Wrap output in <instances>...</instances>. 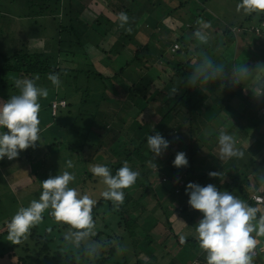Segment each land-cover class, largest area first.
I'll return each mask as SVG.
<instances>
[{
	"label": "trees",
	"instance_id": "trees-1",
	"mask_svg": "<svg viewBox=\"0 0 264 264\" xmlns=\"http://www.w3.org/2000/svg\"><path fill=\"white\" fill-rule=\"evenodd\" d=\"M8 1L12 4H20L19 2L15 3V1L18 0ZM104 1L110 5L114 11L113 13H116L114 18H108L100 14L99 18L95 20V23L89 27L78 19V14L82 11L79 10V8L76 10V7L71 1L67 3L66 7L69 16L67 15V10L64 11L62 7L61 20L58 15L59 12L54 8V11L52 10L53 17L51 16V20L54 21V33L50 36L53 42L49 43L47 37L41 36V32L43 35H46V31L42 30L41 27L38 29L41 31L39 34L36 33L35 35L34 33L35 37L39 38V41L44 40L43 43L53 49L47 54L37 53V50H34L37 52H29V50L32 49L29 47L30 44L28 43L25 44L29 50L25 44H22V49L5 54V39L8 38L9 40V37L5 39L2 38L4 33L2 27H4L3 24L5 19L0 13V74L4 76V78L9 77L10 79V81L0 79V85H3V87H10V90L16 91L18 89L16 87L17 80H33L36 78L42 80L43 76H49V74L57 75L58 73L60 74L59 76L65 73V77L72 80L70 83H65L62 86L59 85L57 88L52 85L50 81L47 82L46 85L44 83L43 86H39L48 91L46 97L38 98V103L40 105L38 112L40 140L34 146V151L28 148L21 150V158L26 162L30 159V153L33 155V158H37V152L44 150L43 153L45 154L48 149L53 147L61 148L63 146L72 153V156L77 157V161L73 163L76 164L78 168L77 171L81 168L83 169L80 172L74 171L75 185L73 188H75L76 191L78 190L82 195H85V192L89 191V197L96 200V204L92 207L91 211L94 228L92 229V235L88 237V239L93 240L99 246L96 254L90 255L88 248H85L82 242L79 246H75L65 240V234L70 230L74 231V229H71L66 223L57 222L53 216L48 214L49 211H51V209H48L42 213V220L47 223L44 229L40 231L39 228L34 225L20 239L19 243H13L12 241L8 243L6 240L8 239L7 224L9 221L0 229L1 258L7 256L6 258L8 261L14 264H34L41 260H52V264H110L109 262L116 255L118 248H123L124 251L127 250L129 254L133 253L134 259L137 258L138 255H141L137 246L130 244L132 242L131 237L134 236V234L143 235L145 232V230L142 229L137 231L140 226L138 222L139 217L135 216L137 218H134L132 216L133 211L136 209L143 210L140 208L139 201L134 200L128 193L125 194V189H122L124 192L123 203L118 206L115 202L101 197L100 193H97L95 190L99 179L101 180L102 178L94 176L90 172V168L93 165L101 164L107 166L110 173L114 175L116 170L124 166L127 161L135 165L137 163L135 157L138 155H143L145 157L146 161L141 164V167L144 168L147 166V159L152 153L147 146H145L147 134L142 135V137L124 139L113 148V150L109 151V157H111V159L114 155H124V159L121 162H112L111 160L108 162H98L97 158L99 157L96 156L95 153V156L85 155L87 152L86 148H88L86 142L95 125L94 118L106 114L104 110L99 111L100 104L112 101L111 97L113 94H107L109 93L107 90L115 86L117 79L125 82L126 85H130V87L128 86L129 88L126 89L127 95L129 96V101H127V103H132L133 108H137L135 110V112L137 111L136 115H134L128 124V126H130V131H136L142 124L138 118L141 116L140 114L144 113V107L146 105L148 106L150 100L152 102H159L167 96L166 93L161 92L158 86L155 85V82L160 81L161 78L154 80L149 74H141V72H133L126 75L128 73H126V69L130 68L132 65H134V67L137 65L141 67L145 62H161L166 66L164 68H168L172 73V78H170V80L173 82V88L177 91L183 90L180 97L177 91L173 93V96L168 95L164 103L165 106H169V109L167 111L165 110L163 119L159 122L160 127L164 124L172 126L173 130L170 132L172 136L174 135V130H177L179 126H175L177 122L173 121L176 120V117H171L170 113L173 114L174 108L180 105V111L187 114V116H190L192 119L191 127H193V131H191L190 134H192L193 138L196 136L202 140L203 137L199 136L204 134V131L210 134L208 139L214 137L216 130H214L211 124L214 119L218 118L226 131L232 128L240 132L239 134L241 135L243 132L245 133V128L254 126L257 130L258 139L263 143L261 145L264 151V114L261 112V110L264 109V14H258L257 23L251 21L253 15H250L247 18L249 24L246 27L241 25L236 31H232V29L235 28L233 25L223 29L222 35L227 37V42L232 40L233 43V41L236 42L239 39L243 42H250L251 45H257L254 54L242 53L244 47L247 49L251 46L248 44L243 48L241 47L237 52L234 51L233 54H231L232 60H228L227 62L229 63L226 64L227 68H233V71L229 76L223 77L220 76V71L213 69L214 65L217 64L216 62L220 56L219 53L222 50L219 44L215 43V48H207L209 45L208 40H206L205 43L198 44L199 39L194 35L198 30L206 35L203 29L204 26L199 25L202 20L210 25L213 24V17L206 10V5L209 0H159L158 3L154 2L156 0ZM42 2L54 5L55 7L61 5L60 0H42ZM161 2L165 4V7H171V10L169 13H166V17L160 24H156V27H160V29L162 27V30L164 29L163 32L165 34L164 39H162L163 36L157 39L159 45H157V51L154 52L151 49L152 47L148 44L141 46L142 41H137L139 38L136 36L143 19L151 13H156L157 5ZM62 5H64V2ZM1 7L2 6H0V9ZM165 7L163 10H165ZM184 7H187L190 12L188 20L186 22L178 20L176 21L178 24L174 27H168L164 20L170 17L176 18L177 16H175V14ZM121 12L128 16V22L123 26H121L118 20V14ZM65 16L68 17V22L64 19ZM62 19L65 20V22H62ZM31 25L34 26V24ZM252 25L254 28H252ZM86 30L88 32L87 34ZM185 33H187L188 37ZM150 36V39L156 40V37H153L154 33ZM112 37L115 38V43L110 46L108 42L111 41ZM63 38H67L65 43H63V41H65ZM102 44H106V49L102 47ZM130 44L135 47L134 51L127 49V46ZM94 51L104 53L106 55L105 62L109 61L110 57L108 56L112 54L118 58L125 53L128 58H131L122 63V66H120L114 74L106 76L103 72H94L95 67L90 64L91 54ZM257 52H259V54ZM62 53H68V60L62 62L60 57ZM82 57H87L88 60H86V62L88 63L81 59L80 62L77 61ZM70 58H72V60ZM249 58H256L258 62H261L260 73L249 74L250 72L247 71L246 76L242 75L238 77L237 72L244 68V63H246ZM15 74L16 77H14ZM204 75L209 77L206 83L203 79ZM226 78L230 80H225ZM237 80H239V82H237ZM192 81L195 83L193 84ZM221 88L223 91H221L218 97L215 95V92ZM252 89L255 93L259 92L261 94H256V97L250 96V90ZM80 94V99H76L77 95ZM0 95V102L7 101V96ZM170 101H175L171 107L169 104ZM60 102H63L64 105H59ZM53 103H56L55 107ZM89 106H92V108ZM182 112H175L174 115ZM221 113L226 114L223 120L221 118ZM149 114L150 112L148 111L146 115L148 116ZM167 119L170 120L167 121ZM199 128L200 130H198ZM64 129L71 132L69 135L71 139L67 144L61 140V134ZM202 129H204L203 132L201 131ZM160 135L165 139L168 137L162 132ZM206 140L207 139L204 138L202 143H206ZM128 145H130V147H127ZM168 148L170 149L171 146ZM190 154L191 157L196 155L195 148L191 147ZM41 155L43 156V154ZM174 156L173 154L169 156V163H172ZM0 159V164L4 165L5 163L13 162L16 157L9 162L6 158ZM152 159H154V157L151 158V161ZM191 161L192 158L189 159L186 167H181L174 181L168 183L169 190L159 187L154 191L158 193L154 195L162 198V200L165 199V196H167V198L169 196V201H171L172 198L176 200L178 206L172 213H174L177 218L182 219L189 207L186 205L187 196L183 193L184 187H178L177 183L179 178L190 180L201 186L213 184L221 191L224 190L232 193L250 207L264 209V189L259 190L261 186L258 182H255L254 185L251 184L250 176H252V172H249V168H254L255 165L254 171L259 170L261 172L263 177L260 178L259 181L264 186V156H262L261 153L257 156L256 162L248 161L247 164L243 163L240 165L239 162H242V160L237 159L236 162L230 160V163L232 165L234 164L233 166H235L234 168L236 169L233 172H228V174H226L227 180L221 183H218V181L222 178V175L209 177L208 173L216 172V168H227L230 163L229 165L224 164L219 166L215 161L210 160L212 164H209L204 174L198 175L194 173ZM21 162L22 160L20 159V163ZM151 163L152 164H149L148 168H153L154 164L157 166L160 165V163L156 162ZM236 163L239 165L237 166ZM203 165H205V163ZM14 168L19 167L16 166ZM243 168L248 169L243 170ZM175 189L177 190L175 191ZM254 194L263 197L262 204H256L250 199ZM161 209L163 215L166 216V209H168V207H161ZM256 215L257 218L264 216L259 210H257ZM169 218L170 216L165 217V224L169 226L170 229L171 222H169ZM189 221L193 222L194 219L191 218ZM259 239L264 241V235H259ZM66 243H68V246L65 245ZM120 245L122 248L118 247ZM257 255L259 257L260 253L258 252ZM16 256L17 259H13ZM129 260L130 259L124 257L114 263L131 264V260ZM134 264L143 263L139 259ZM170 264H206V252L200 248L197 237L194 236L187 240L185 239L181 243L180 252L174 256L173 262Z\"/></svg>",
	"mask_w": 264,
	"mask_h": 264
},
{
	"label": "rangeland",
	"instance_id": "rangeland-1",
	"mask_svg": "<svg viewBox=\"0 0 264 264\" xmlns=\"http://www.w3.org/2000/svg\"><path fill=\"white\" fill-rule=\"evenodd\" d=\"M8 0H0V6L4 7L1 8L4 9H10L11 6L15 5L14 3L11 5L7 2ZM40 3V7L46 8V12L53 15V9L56 8L59 12V19L61 20L62 16V7L63 10L66 11L67 3L71 1V3L76 7V10H81L82 12L78 14V19L83 22L88 27L95 23V20L99 18V15H105L108 18H114L116 13H113L114 11L110 7L108 3H106L104 0H60L61 5L55 7L54 5H49L48 3L42 2V0H38ZM129 1V0H128ZM159 0L154 1L155 3H158ZM21 2L20 4L24 3L23 1H15ZM27 3H31V1H26ZM64 2V5L62 3ZM240 2V0H209L206 5V10L208 13L213 17L212 19L213 24L210 25L206 23L204 20H202L199 25L204 26L203 29L206 32L207 40L209 47L215 48V43H218L220 46V56L217 60V64L214 65L215 70L220 71V76H229L230 73L233 71V68H227V62L228 60L231 61V54H233L234 51L237 52V50H240V48L244 47L245 45H251L250 42H243L241 40H237L236 42L232 40L230 42H227V37L222 35L223 29L226 27H229L230 25L235 26V28L232 29V31H236L239 29L241 25L246 27L249 24V21L247 18L250 15H253V19L251 20L253 23H257V17L264 14V11H252V12H245L242 9L237 10V4ZM17 5V3H16ZM52 6V7H51ZM165 7L164 3H159L157 5L156 13H151L149 16L145 17L143 21L141 22V25L139 27V31L137 33V36L139 39L137 41H142L141 46H144V44L150 45L152 50L156 52L157 45H159L157 39L161 38L164 39V32L162 30V27H156V24H160V22L166 17V13H169L171 10V7H165V10L163 8ZM38 8V7H36ZM53 10V11H52ZM67 10V15H68ZM160 13V14H159ZM159 14V15H158ZM190 12L187 9V7H184L181 11L177 12L174 17H170L165 21V24L168 25V27H174L176 24H178V20L182 22H186L189 18ZM69 16V15H68ZM68 22V17L65 16L64 18ZM34 21H25L21 22L23 23L21 26H16L15 29L14 26H8L7 29H3V32H12L13 34H20L17 36L18 41H9L8 38L6 39V45L4 46V52L6 53H12L14 51L22 49L21 45L28 43L30 44V48L33 50H37L39 53L47 54L50 53L53 49L50 48L48 45H44V40L40 41L41 44H35L39 41L38 38L35 37L36 33L39 34L41 32L40 27L42 30L46 31V35H43L41 32V36L47 37L48 42L52 43L53 40L50 36L54 33V21L47 20L42 21L40 19H33ZM65 20L62 19V22H65ZM60 22V23H62ZM36 23V24H35ZM31 24H34L31 25ZM64 24V23H63ZM36 25V26H35ZM207 25V27H205ZM252 28L253 25H252ZM35 33V35H34ZM86 30V34H87ZM99 33V31H98ZM154 33L153 37H156V40L150 39V35ZM187 36V33H185ZM16 36V35H15ZM42 37V38H43ZM188 37V36H187ZM65 43L67 38H63ZM113 41V42H112ZM110 46H112L115 43V38L112 37L111 41L108 42ZM205 43L201 42L199 40V43ZM250 43V44H249ZM26 45V44H25ZM179 45V44H178ZM65 46V45H63ZM257 45H251L249 48L246 49V47L243 48L242 53L245 54H254V50ZM27 47V45H26ZM40 47V48H35ZM102 47L106 49V44H102ZM44 48V50H43ZM29 50V48L27 47ZM110 49V47H109ZM127 49L130 51H134L135 47L133 45H128ZM33 50H29V52H32ZM43 50V51H42ZM24 51V50H23ZM81 53V52H78ZM259 54V52H257ZM24 54V53H22ZM109 54V53H108ZM244 54V57H245ZM62 59H66V54L62 53V56L60 55ZM106 55L100 51L93 52L91 54L90 58V64H92L95 69L94 72L99 73L103 72L106 76H111L116 72L120 66H122V63H124L127 60H130L124 53L121 57L116 58L113 54L108 56L109 61H104ZM247 57V55H246ZM72 60V58H70ZM85 61L88 60V58H79L77 60L80 62L81 60ZM64 62V60L62 61ZM163 62V61H162ZM88 63V62H86ZM78 66V65H76ZM260 66L261 62H258L256 58H249L246 63H244V68L247 69L249 74H259L260 73ZM166 66L163 65L161 62H155V63H143L141 67L138 65L134 67L132 65L130 68L126 69V75L133 72H141V74H149L152 76L154 80L157 78H161L160 81L155 82V85L158 86V89H160L161 92H164L167 94L166 97L161 99L159 102H152L151 100L148 102V106L146 105L144 107V113L140 114L141 116L138 118V120L141 121V125L136 129V131H130L128 124L130 123V120L136 115L135 110L133 108L132 103H127L129 96L127 95V88L130 87V85H126L125 82L116 80L115 86H113L112 89L107 90L109 93L107 94H113L112 101L101 103L100 104V110L99 111H106V114L104 116L99 115L95 117L94 126L92 129L91 134L88 136V141L86 142V156H98V162H105L111 160L112 162L116 161H123L124 155L121 156H113L109 157V151L113 150L119 143L122 142L124 139L128 138H136L144 134L153 135L155 133L161 134V132L166 136L168 139V147L171 146V148H167L164 150L161 155L158 157H155L153 153H151V156L147 159L148 163L147 166L144 168L141 167V164L144 163L145 157L143 155H138L135 157V160L137 163L134 165L132 162H125L124 165H127L131 170L138 172L137 179L135 183L130 186L129 188L125 189V194L128 193L129 196H131L134 200H138L140 203V209H136L133 211L132 216L134 218H137L135 216H138V222H139V229L145 230L143 235L134 234V236L131 237V243L133 245H136L138 250L141 252V255H138L137 258L134 259V255L129 254L127 250L124 251V249L118 248L116 251V255L111 259L109 262L110 264H115L114 262H117L120 259H123L126 257V259L131 260V264H134L137 260H141L143 264H170L173 262L174 256L180 252L181 250V243L186 239H189L191 237H197V234L195 232L196 223H198L199 219L201 218V213L197 210H193L190 208V206L187 204L188 196L185 194V185L189 182H192L190 180L180 179L178 181V187L183 189V193L187 196L186 197V205L189 206L187 209V212L185 215H183V218L179 219L176 217L174 213H172L178 206V203L176 200L172 198L171 201H169V196H165V199L162 200V198L156 197L154 194H158L157 192H154L155 189H158L159 187L164 188L166 190H169L168 183L174 181L175 176H177V173L181 168H175L173 167L172 163L168 162L169 156L171 154L175 155L177 152H184L187 158V161L189 162V159L192 158V167L195 174L203 175L206 168L209 166V164H212L210 160L215 161L219 166H222L224 164L230 163V160L236 162L237 159L242 160L240 161V165L243 163H248V161H254L256 162L257 156L261 153L262 156H264V151L262 150L263 144L258 138L257 130L254 126H250L245 128V133L239 134L240 132H237L233 130L232 128L230 130H225L222 126V122L216 118L212 122V127L214 130H216V134L214 137H210L208 139L209 133H205L204 129L201 131H204V134H202L199 137H203L202 140H200L198 137L192 136L191 131H193L192 126V119L190 116H187V114H184L182 111H180L179 106H176L173 111V114L170 113L171 117H176V120L173 122H177V125L179 128L177 130H174V135L172 136L170 132L173 130L172 126H169L167 124H164L162 127H160L159 122L163 119V115L165 110L167 111L169 109V106H165V101L169 96H173V93L177 90L173 88V82L170 80L172 78V73L168 68H164ZM242 70V69H241ZM239 70L238 73L241 72ZM58 73L57 76L60 80L59 85H63L65 83H70L72 80L65 77V73L63 75L59 76ZM16 77V74L14 75ZM0 79H4L7 81H10L9 77L4 78L0 74ZM40 80V79H39ZM38 78L33 79L34 83L39 87L43 86V84L49 82L48 76H43L42 80L39 81ZM225 80H230L229 78H226ZM66 81V82H65ZM51 82V81H50ZM175 82V81H174ZM253 82V81H252ZM11 85V84H10ZM8 85V86H10ZM44 85V86H45ZM75 85V84H74ZM129 86V87H128ZM57 88V86H55ZM41 88V87H40ZM55 88V89H56ZM119 88V89H118ZM118 89V90H117ZM254 89V88H253ZM250 90V96L256 97V94L254 90ZM120 90V91H119ZM126 90V91H124ZM114 91V92H112ZM221 91L223 89H219L215 92L216 96H220ZM112 92V93H111ZM183 90H178L177 94L180 97ZM3 96H7V98H10L11 96L18 95L19 89L16 91L10 90L9 87L7 90H4L1 92ZM261 94V93H260ZM60 96V95H59ZM80 95H77L76 99H80ZM119 96V97H117ZM4 97V98H5ZM115 100V101H114ZM118 102V103H115ZM175 103V101H170V107ZM92 108V106H89ZM90 108V109H91ZM161 108V110H160ZM94 110V107H93ZM92 110V111H93ZM150 112V114L147 116V112ZM175 112H182L180 114L174 115ZM102 116V117H101ZM184 116V117H183ZM187 116V117H186ZM226 116L225 113H221V118L223 120V117ZM102 118V119H101ZM170 119H167V121ZM137 128V127H136ZM159 128V129H158ZM200 130V128L198 129ZM6 131V129H5ZM158 131V132H156ZM149 132V133H148ZM152 132V133H151ZM220 132H225L229 135H231L235 142V147L243 152V156L241 157H232V158H220L219 154V146L217 144V139L220 134ZM71 132L66 131V129L63 130L61 134V140L67 144V142H70L71 137L69 136ZM170 134V135H169ZM72 135V134H71ZM204 138H206V143H202ZM166 139V140H167ZM145 146L146 142H145ZM127 147H130L128 145ZM192 148H195L196 155L191 157L190 150ZM34 147H29L28 149L33 150ZM148 148V147H147ZM259 150V151H258ZM34 151V150H33ZM44 150L41 152H37L36 157L33 158L32 154L30 153V159L28 161H23L21 158L22 151L20 150L18 152V155L16 159L11 163H5L4 165L0 164V229L5 225L8 221H10L11 217L16 213V211L21 207H27L30 203V201L34 199L39 198V194L41 191L40 182L43 180L51 177L56 176L59 174H62L64 171L70 172L73 176L75 175L74 171H77L76 164L73 162L77 161L76 156H72V153L67 150L65 146L59 148V147H53L51 149H48L46 153H43ZM259 153V154H258ZM43 154V156L41 155ZM89 154V155H88ZM71 155V156H70ZM42 157V158H39ZM151 161V158H153ZM211 157V158H210ZM20 159L22 162L20 163ZM6 160L9 162L10 160L6 158ZM1 161V159H0ZM231 161V162H232ZM71 162V167H68V163ZM151 162L160 163L159 166H155L153 168H148L149 164L151 165ZM205 163V165H203ZM10 164V165H9ZM237 164V163H236ZM10 167H9V166ZM188 165V163H187ZM234 165V164H233ZM231 163L227 168H216V172L222 175V178L219 179L218 183H221L225 180H227L228 172H233L236 168ZM239 164H237L238 166ZM19 168H14V167ZM23 167V168H22ZM204 167V168H203ZM244 167V166H241ZM83 168L78 170L77 172H80ZM248 169V168H243ZM255 170L254 168H249V172H252V176H250L251 184L254 185L255 182L260 183V189L264 186L259 181L260 178L263 176L261 175V172L259 170ZM256 179V181H255ZM75 177L74 180L69 183V187H72L75 185ZM194 183V182H193ZM173 186V185H172ZM106 189V186L103 184L102 179H99V182L96 185V192L101 193ZM177 189H175L176 191ZM179 191V190H178ZM78 193H80L77 190ZM89 191L85 192V195L89 196ZM81 194V193H80ZM82 195V194H81ZM166 195V194H165ZM161 196V195H160ZM164 196V195H163ZM171 198V197H170ZM161 207H168L166 209V216H170L169 222L170 223V229L169 226H167L165 217L162 213ZM172 213V214H171ZM185 218V219H184ZM191 218L194 219L193 222H190ZM255 223V221H253ZM47 225V223L44 220H41L40 223L36 224L35 226L39 228V230H43L44 227ZM139 233V232H136ZM121 235V233H120ZM255 239H259V236L256 234V232H253L251 234ZM181 236L184 237L183 240H181ZM8 243H10L9 239H6ZM82 245L85 248H88V245L91 243H95L93 240H90L86 238L85 240L81 241ZM264 241L260 239V244L257 243L256 247L251 250V255L253 257L252 264H264V248H262V245ZM4 244V243H3ZM97 245V243H95ZM68 246V243L65 244ZM64 245V246H65ZM65 246V247H66ZM99 249V246L97 250ZM2 249H0L1 253ZM100 252V251H98ZM260 253L259 257L257 253ZM0 254V264H12L13 262L8 261L6 257L1 258ZM13 259H17V256ZM129 260V261H130ZM195 262V261H194ZM14 264V263H13ZM34 264H52V260L43 261L34 263Z\"/></svg>",
	"mask_w": 264,
	"mask_h": 264
},
{
	"label": "clouds",
	"instance_id": "clouds-1",
	"mask_svg": "<svg viewBox=\"0 0 264 264\" xmlns=\"http://www.w3.org/2000/svg\"><path fill=\"white\" fill-rule=\"evenodd\" d=\"M241 9L245 12L264 11V0H240L237 10ZM118 20L123 26L128 22V16L121 12ZM194 35L201 42L207 40L202 31L198 30ZM246 74L247 69H242L238 77ZM208 78L207 75L203 76L205 83ZM48 79L52 85L59 86L60 80L56 74H49ZM16 87L19 89L18 95L0 102V158L9 160L17 157L20 150L34 147L39 142L38 98L48 95L47 89L38 87L32 79L17 80ZM217 144L220 158L243 156V152L235 147L233 137L225 132H220ZM146 145L158 157L168 148V141L155 133L146 137ZM187 163L184 152H177L172 160L175 168L186 167ZM71 166L69 162L68 167ZM90 172L102 178L106 186L100 193L101 197L115 202L117 206L123 203L122 189L132 186L139 175L127 165L117 169L114 175L107 166L101 164L93 165ZM208 175L216 177L220 174L209 172ZM73 180L74 176L64 171L40 182L39 198L30 201L27 207L19 208L8 222V239L19 243L31 227L41 222L42 213L48 209H51L48 214L57 222L66 223L74 229L65 234V240L79 246L81 241L90 237L94 228L91 211L96 200L69 187ZM185 194L190 208L202 214L196 223L195 232L200 248L206 252V264H252L251 250L256 247L257 241L251 234L256 232L258 236L264 235V216L257 218L256 208L248 206L228 191L219 190L213 184L201 186L189 182L185 185ZM97 248L95 243L89 244V254H96Z\"/></svg>",
	"mask_w": 264,
	"mask_h": 264
},
{
	"label": "crops",
	"instance_id": "crops-1",
	"mask_svg": "<svg viewBox=\"0 0 264 264\" xmlns=\"http://www.w3.org/2000/svg\"><path fill=\"white\" fill-rule=\"evenodd\" d=\"M20 1H23L24 3L17 4V5L15 4L14 6L12 5V3L10 1H7L9 4L12 5L11 8L10 9L7 8L4 10L0 9V13L5 19V22L3 24L4 27H2V29L5 30L8 28V26H14L13 29H15V25L17 27L21 26L23 24L21 22L34 21L33 20L34 18L40 19L42 21H47V20L52 19V17H53L52 14H50V13L48 14L46 12L47 11L46 8L40 7L39 1H31V3H26L27 0H20ZM24 4H26V5H24ZM36 7H38V8H36ZM1 8H4V7H1ZM31 14H32V16H31ZM19 34H20V32H18V34H13L12 32H7V33L4 32L2 38L5 39V38L9 37L10 40H12V41H18L17 36ZM5 41H6V39H5ZM35 44H41L42 45V43L40 41H38ZM44 45H45V43H44ZM35 48H40V47H35ZM43 50H44V48H43ZM34 52H37V51H34ZM37 53H39V52H37ZM65 54L67 57H66V59L61 58L62 61L68 60V53H65ZM59 60H60V58H59ZM7 89H8V87H3V85H0V94H1V92H3L4 90H7ZM9 89H10V87H9ZM261 189H263V188H261ZM257 210L262 212V214L264 215V209L257 208ZM256 241H257V243L260 244V239H256ZM263 244H264V242H263ZM262 248H264V245H262Z\"/></svg>",
	"mask_w": 264,
	"mask_h": 264
},
{
	"label": "built area",
	"instance_id": "built-area-1",
	"mask_svg": "<svg viewBox=\"0 0 264 264\" xmlns=\"http://www.w3.org/2000/svg\"><path fill=\"white\" fill-rule=\"evenodd\" d=\"M53 105L55 107L56 103H53ZM59 105H62L63 106L64 103L63 102H60ZM261 112L264 114V109L261 110ZM251 200L253 202H255L256 204H262L263 203V198L261 196L256 195V194H254V195L251 196Z\"/></svg>",
	"mask_w": 264,
	"mask_h": 264
}]
</instances>
